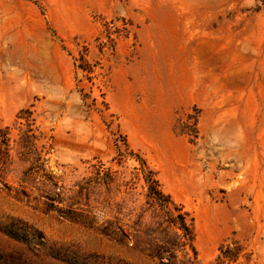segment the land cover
<instances>
[{"label":"rangeland","instance_id":"1","mask_svg":"<svg viewBox=\"0 0 264 264\" xmlns=\"http://www.w3.org/2000/svg\"><path fill=\"white\" fill-rule=\"evenodd\" d=\"M222 261L264 264V0H0V264Z\"/></svg>","mask_w":264,"mask_h":264},{"label":"trees","instance_id":"2","mask_svg":"<svg viewBox=\"0 0 264 264\" xmlns=\"http://www.w3.org/2000/svg\"><path fill=\"white\" fill-rule=\"evenodd\" d=\"M151 181V185L152 187L149 188V193H148V197L152 200V202H158V204H160V207H162V204L160 203L161 202V198L163 197L162 196V193L160 191V187L158 185V182L157 181H154V180H150ZM167 202H168V198H167ZM179 219V223L182 227V230L185 231L189 236L191 234V232L189 231V229L185 226L184 222H183V216H179L178 217ZM6 235L12 239H17V240H21L22 238L17 235V234H8V233H12V232H5ZM222 259L221 257H218L217 260H220ZM225 259V258H223ZM225 261V260H224ZM224 261L221 262V264H224Z\"/></svg>","mask_w":264,"mask_h":264}]
</instances>
